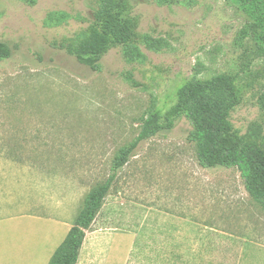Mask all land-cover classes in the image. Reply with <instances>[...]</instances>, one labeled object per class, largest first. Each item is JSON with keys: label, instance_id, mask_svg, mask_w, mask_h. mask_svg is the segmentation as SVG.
<instances>
[{"label": "rangeland", "instance_id": "rangeland-1", "mask_svg": "<svg viewBox=\"0 0 264 264\" xmlns=\"http://www.w3.org/2000/svg\"><path fill=\"white\" fill-rule=\"evenodd\" d=\"M100 2L0 0V41L12 47L0 60V189L18 229L8 264H49L155 113L174 126L140 142L117 172L77 264H264V204L237 167L204 166L192 123L172 112L187 81L237 75L234 128L264 135V16L237 0H131L133 53L113 48L93 70L54 43L85 39Z\"/></svg>", "mask_w": 264, "mask_h": 264}, {"label": "trees", "instance_id": "trees-1", "mask_svg": "<svg viewBox=\"0 0 264 264\" xmlns=\"http://www.w3.org/2000/svg\"><path fill=\"white\" fill-rule=\"evenodd\" d=\"M237 1L242 7L252 12H261L264 16V0ZM131 8V0H101L94 12V23L85 39L75 47L57 42L54 45L65 47L79 63L93 70L99 68L102 57L113 48L122 47L126 55H131V42L139 35V21L131 14ZM262 26L263 22L254 24V27L261 30ZM143 38L150 49H158V45H161L160 41L150 35L145 34ZM258 41L257 53L264 56L262 37ZM11 55V45L0 41V60ZM238 81L237 75L229 74L187 81L177 91L178 99L172 112L186 116L192 123L189 139L196 143L201 163L207 167H237L246 181L248 192L264 204V135L245 138L234 128L231 120L232 111L243 101L244 96V87ZM174 121L173 118L161 121L156 113L143 119L138 136L117 152L113 173L88 193L76 224L54 251L49 264H77L86 231L95 221L117 172L135 155L140 142L172 128Z\"/></svg>", "mask_w": 264, "mask_h": 264}, {"label": "crops", "instance_id": "crops-1", "mask_svg": "<svg viewBox=\"0 0 264 264\" xmlns=\"http://www.w3.org/2000/svg\"><path fill=\"white\" fill-rule=\"evenodd\" d=\"M6 200L4 192L0 189V264H8L17 259V246L11 233H15V224L8 227L7 220L17 219L14 213L6 214ZM5 222V224H3ZM51 259V258H50Z\"/></svg>", "mask_w": 264, "mask_h": 264}]
</instances>
